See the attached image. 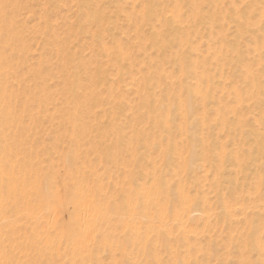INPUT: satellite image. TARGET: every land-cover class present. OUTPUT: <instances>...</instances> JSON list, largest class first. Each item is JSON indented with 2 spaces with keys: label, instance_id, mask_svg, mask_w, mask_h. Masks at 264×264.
I'll return each mask as SVG.
<instances>
[{
  "label": "rangeland",
  "instance_id": "rangeland-1",
  "mask_svg": "<svg viewBox=\"0 0 264 264\" xmlns=\"http://www.w3.org/2000/svg\"><path fill=\"white\" fill-rule=\"evenodd\" d=\"M12 1H14L15 3L13 2L14 3L13 4ZM173 1L175 0H170V1L165 0L164 1V4L167 2L164 6L166 8H169V11L170 9H172V5L170 4H173L171 3ZM218 1L219 0H217V3ZM260 1L261 0H258L257 2L258 5L256 4V6L253 7L255 9L259 7L258 8L259 11H261V9L262 10L264 9V0L261 1L262 3ZM139 2L140 0H11L12 4L10 8L12 11V15H13L12 17H13L14 24L16 22V24L14 25V28L17 31L18 38L20 37L19 39L21 42H19V44L16 46L15 51L13 52V62L15 61L14 62L15 66L13 67L14 71L12 70L11 76L9 77L7 81H9V84L11 85L12 83H14V87H15L14 90L16 92L25 93V96L29 99V103H30V106H29L30 114L33 115L34 117H38V123H35L34 119L31 117H23L22 121L17 120L15 118L14 123H20L21 128H24L23 129L24 132L21 133L20 135L18 134L16 136L15 142L9 144L10 147H12L13 145H16L17 150L14 152L15 155L14 153H11V154H8V156L10 155L13 156L14 161L15 160H20V161L25 160L24 162L26 164L31 163L34 171H36L37 173V179H38V181H36L37 187H38V190L40 189L43 190V192H41V194L43 195H41L40 193L37 194L35 192L37 187H35V191H34V186H33L34 183H32V180H30L29 184L26 186L27 195H25L24 198H31V202L32 200L38 201V198L44 199V200L41 199L39 203L32 202V203H35L34 209L37 208V210H35L37 220H33L31 222H26V220H21V221L18 220V222H15L14 221L15 217H11L10 221L13 222L11 224L14 225L15 227L14 229H17V233L19 236L17 241L13 243V246H12L15 250L13 252L14 254H16L15 255L16 257L15 256L14 257L19 259V261L16 259L17 262H23L24 258L26 260L27 257L33 256V254L29 250L24 249L25 248L24 244L19 245L22 242L26 241L24 239L25 226L29 224L31 225V227L35 226L36 230H38L37 231L38 234H40L39 236L40 237L42 236L41 238L39 237V239H41L40 241H43L46 243L48 242L46 247L48 248L49 252H47L46 257L41 261V262L44 261L43 264L45 263L46 264H53V263L54 264H69L70 260L71 261L74 260L78 263H83V264H116L115 261L117 260H114L113 258H111L110 255L106 253V251L102 248L95 250L94 253L93 252L88 253L83 250L79 252V254H77L76 256L75 254L74 256H71V252L73 250L72 246L74 245L73 244L74 242H69L70 240L68 241L67 239L64 240L65 237L59 238L57 235L59 230L63 229L60 226H62V224H64L65 226V224L68 223V221H70L68 217L69 215L65 209L63 208L60 209L61 207H57L58 204L55 203L57 201L56 199L79 198V193H78L79 191L72 184L76 182V180L78 181L80 180L82 183L81 186L83 187V190L81 192L85 194L84 198L90 197V195L92 194L93 195L96 194L98 195L97 198H99L101 202L103 200L105 201V199L107 201V198H111L110 200L113 199L115 202L119 203V201L122 198H125V195L128 193L130 189V186H129L130 181L128 179L129 177L126 178L127 174L124 172L133 171L134 172L133 178L135 179V181L137 180V182L140 179H144V178L146 181L148 180L151 181L150 179L152 178V176L145 177L146 174H143L144 172L154 173V171L156 172V169L158 171V169L160 170V169L166 168V166L162 162L163 155L161 154L162 152L160 153V151L162 150L161 147L158 148V147L150 146L148 148L146 146L145 149H142L143 148L142 147L140 149V153L141 154L143 153L144 157L146 158L148 155V158L147 159L145 158L146 162L145 160L143 162L142 161L139 162L137 161V159L138 157H140L139 150H138V148L140 147L137 146L136 142H134L135 145L133 146L132 145L134 144L133 141H131L132 143L130 142V144L127 145L129 141L128 142L126 141L127 144L126 142H124L125 144H122V145L120 144L117 148L114 149L116 150L115 152L113 151L115 155L112 153V156L113 155L114 156L113 157L111 156V160L114 159L115 161L112 160L114 163L112 164L110 168L109 167L105 168L106 166L100 162L98 154L93 149V140H94L93 138L98 136L97 135L98 132L93 130V127H96V128L101 127V128L106 129L108 125L114 126L116 124L121 123L122 124L121 127L123 131L125 130V133L127 132V136H129L132 132V128L143 129V127L145 128V124L148 122V120L146 121L147 118L145 117V111H143L145 110L143 108V103H142L143 100H141L143 99L141 96V93H143L141 92L143 91L142 89L143 86H140L142 84L140 81L141 77L139 74L141 69L142 71L145 70L143 61H146V60H140V58L136 57V60L134 62V59H133L135 58L134 54L136 53L135 52L136 47L139 44V41H137L136 39V33H138L140 30L135 29V26L132 25L129 22V19L127 18V14L130 15V17L135 16L134 15L135 13L133 11L139 10L138 8H140L139 5L141 4V3L139 4ZM219 3L222 5L219 6ZM219 3H218V6L220 9H218L215 12L218 13L219 11V12H222L223 14H226L224 13V11L227 10V12H229L228 16H232V13L234 10L233 7L235 6L241 8L242 10H247L248 9L247 6H249L248 1L246 0H243V1L242 0H220ZM233 3L234 4L236 3V4L234 5ZM179 4H180L179 5L180 14L183 17H177L176 20L183 21V22H179L183 24V28L180 29V32H182L185 35L188 33V30H189V26L186 27L188 23H187V19L185 18L186 16L190 15L188 14V12L190 13L191 7H189L190 5L187 2V0L181 1ZM204 4L202 5V7H204L203 11L207 12L208 14H211L214 11V8L212 9V7L209 6L208 4H206V6ZM162 5L163 4H161L160 7H162ZM133 6H135V9L132 8ZM221 6L223 9L221 8ZM225 7L227 8L226 10H225ZM166 8L164 10L167 13L168 10ZM158 10H160V8H158ZM258 10H256V12L252 14L247 13L248 15L246 14V16H249L250 18H252L251 21L254 22L258 20L257 18L258 15H256L260 13ZM169 13L170 12H168L167 15H169ZM92 14H93V21L92 19L90 20L87 19L88 16ZM96 14H99V17H102V16L104 17V22L102 24H98L97 19H94L95 18L94 15ZM226 19H227V22H226ZM223 20L222 19L220 20L222 22L221 24H219L220 21L217 22L218 24L216 23V25L214 26L215 28L213 29L214 30L216 29L217 31H219L221 28H223V30H220V32L226 34L230 42L233 41L232 45H235V47L238 46V48L237 47L236 48L242 51L241 53L243 55V58L245 59V61H247V64L249 63V65H251L250 69L252 73L254 74L256 73V76H258L259 74H261L262 70L264 71V69L261 68L257 62L253 61V58H252L253 54L250 51V49L252 48L251 46H255L254 45L255 41L253 40L254 38L252 39L249 35L247 36V34H244L243 36L245 37L244 39L241 36H240L241 38L237 37L238 35L235 33L236 32L235 28L237 26V23L234 22L235 24L234 23L232 24L234 20L232 19L230 20L229 17L225 18L224 20L225 22ZM109 22L114 23L115 26L112 24L109 27H107V24ZM103 26H104V29L106 28L105 30L103 29ZM179 28H180V25H179ZM146 29L147 28H144V33L148 32ZM214 30H212L211 35L207 34L208 31L203 32L201 30L199 34H194V36H192L193 39L191 38V41L195 40L193 43L195 44L198 43L197 47H200L198 48L200 49L199 52L201 53L203 52L202 53L203 55L204 54L206 55V50H205L206 48L204 47L205 45L203 46L202 44H200V42L203 40V37H205V39H212L213 37L211 36L213 35L217 36V31L215 30L216 34H214ZM230 30L232 31L231 34L230 32H228ZM207 35L210 36L211 38L208 37ZM230 35H232L233 37H231ZM257 35L259 34L257 33ZM216 36H214L215 38H213L211 41L213 44L216 43L218 45L219 44L218 42H213L214 40L215 41L217 40ZM260 36L262 37L261 34ZM255 38L258 41L261 39V41L259 42L260 44L262 43L263 46H260L258 42L259 44L258 46L260 47H257V48L260 50L261 54H264L263 53L264 52L263 37L257 38V36H255ZM96 39H99V40L97 41ZM118 43L120 44L121 50L124 54H126L127 56L131 55L130 59L132 60L131 61L132 63L130 62L128 58L127 59L128 64L126 63L127 61H124V63L122 62L118 66H115L110 60L108 61L107 58L105 60V53L102 51L103 49L102 46L105 45L106 47H114ZM249 43L251 44L250 45L251 48H249ZM246 47H248V50ZM261 47H263V49H260ZM10 52L11 51L9 50L8 53ZM68 57L70 58V60ZM263 60H264V57H263ZM136 61L139 63V65ZM129 63H131L134 66H131V64ZM165 64L161 69L166 68V71L165 69L163 70L165 71L166 75H169V77L171 78L170 81H172V83L174 82L175 84H177L178 83V80H177L178 73H176L177 72L175 70L176 67L174 66V64H172V62L171 63L166 62ZM117 67L119 68L120 71H118ZM226 70L227 71H225L224 69L223 71L225 75L223 74L222 81H224L223 83L226 84L225 88L226 89L229 88V90L227 91L225 89L224 90L225 94L221 96L219 93V90H216L214 89V87H212L213 89L211 88V93L215 94L216 96L215 95L214 96L216 98L219 97L218 99H216L215 97L214 98L221 105H224L225 102L226 103L230 102L229 104L230 106L228 104H227L228 106L226 105V109L230 110V111L226 110L227 112L226 116L231 121L240 116V118L243 119V122H241V125L244 127L243 128L244 132L253 131V130L254 131L257 130L256 132H261L263 129V124H260V123L258 124V121H259L258 116L260 113L259 111L260 109L259 108L257 109L258 104L254 105V103H252L253 102L252 97H254L253 96L254 94L252 93L253 91L250 88L252 83L249 82V79L245 80L246 78L244 77L246 76H244L245 74L240 66L230 68V69L228 68ZM218 72L219 71L215 73L216 77L218 75L220 76V73ZM97 75L98 76L101 75V78H103L101 83L95 82L98 77ZM121 75H123V77ZM262 75H264V73H262ZM259 76H260L259 82L264 83V76H261V75ZM11 77L12 78L14 77L12 82H11L12 80ZM225 77H226V80H225ZM136 78L138 79L137 81H136ZM220 79H217V80L220 81ZM262 79L263 81H261ZM245 81H248L249 84L246 83ZM108 82L110 83V86ZM244 82L248 85L246 86ZM15 85H17V87ZM68 86H72L71 88L74 89L75 93L78 96L82 97V99H84L87 103L85 104V106L83 105V108L80 110L81 116L85 117L86 119L88 118L87 121L89 123V127H88L89 130L86 131L88 132V134L85 133L84 137H82L83 139L81 137H72L71 135L73 132V125H71L70 119L68 116H66V114L69 111L71 112L72 110L71 107H73L72 106L73 98L71 100L72 96L69 93L70 87ZM155 86H156V83L154 87ZM108 87L111 88L112 91ZM160 87H162V85ZM171 87L174 88L175 85L173 86L171 85ZM246 87L247 88L249 87L248 91L250 93L249 92L246 93L247 92ZM232 88L233 89L237 88L238 90H240V92L242 91L241 89H245L243 91V94L240 93V95L242 94L243 99H244L242 101V97H240L241 98L240 102L241 103L245 102V105L242 104L244 106L242 107V109L246 108L249 105L246 110L244 109L245 113L244 111L242 112L240 111L241 112L240 113L239 109L237 110L235 108L236 107L235 105L232 106L233 97L231 95L226 94L227 92L230 93L232 91L231 90ZM108 89L111 91L112 95L111 93H109L110 91ZM125 89H127L126 92H125ZM157 89L158 88H156L155 91L159 90ZM103 90L108 91L106 92V94H110L112 97L111 99H114L117 97L115 100L119 98V101L112 100L110 104H108V101L106 100V98L105 100L107 103L105 102L104 99L103 101L102 98L105 96L107 97V95L102 94V93H105ZM116 92H118L119 94H117ZM34 94H37L35 95V97L39 95H43L42 98L44 102L41 100L40 102H42V104H40L38 99H36L37 97L33 99ZM249 95L250 96L252 95V97H250ZM220 98L221 99L223 98L222 101L223 100L224 101L222 102ZM46 99L47 101H45ZM228 99H231V100H228ZM246 100L250 101L251 103L246 102ZM113 102L115 103L119 102L116 104H118V107L121 106L122 108L121 110L122 113H120L119 111L121 115V117H118L119 120H117L118 119L117 116H120L118 115L119 113L117 115L114 114V116H116L117 118L114 120L115 117L112 114L113 113L112 110L117 112L118 108H116L117 106L115 107L116 105L115 103H114L115 105H113ZM197 104H195V108L197 109L195 116L197 118L205 117L208 122L206 125L207 128L199 127L198 132L200 134H203V137H205L209 133L205 139H209L210 137V139L213 138L212 140L214 143L217 144V141H219L221 144H224L223 147L225 149L226 155L229 157L231 156V154L232 155H235V153L238 154L240 159L244 160L243 163L247 167L244 170L239 171L240 168L238 167L236 162L234 161L232 162L229 159H225L223 168L220 169L218 166L219 171H217L218 168L215 167V165L217 164L215 161L210 160V159L208 160L207 158L203 157L204 155L201 156L200 154H198L196 157H193V160H192L193 167L192 168L190 167V169L187 171H183L182 169H179L178 171L177 169L176 172H180L181 174L177 173L178 175L177 177H173V176L167 177V180H168L167 188H169L170 190L169 191V195L171 196L170 198H176L174 194L175 189H176V186H175L176 180L180 179L182 181V182L180 181L182 190L192 200V202L198 203L196 205L197 207H192L190 210L187 208L188 210L185 211L186 213L185 212L181 214L179 213V217L177 221V222L181 221L179 222V224L176 222V220L174 222V219H172L173 217H170L173 214H169L170 216L169 218H167V220L166 218L164 219L166 221V224L164 220H161L160 221L161 223H159L157 221L160 219L153 216L151 212L149 213V216H148L149 218L146 220L138 219L139 222H137L138 220L137 221L134 220L135 223H137L135 226L138 227V229H140L139 227H141L142 224H143V228H144V225L147 223L152 224V226L154 225L153 233L151 231L150 233L148 232L147 238L149 239V242H152L150 243L152 244L151 247H153L155 251V255L158 254L156 257L159 260V262H161L162 264H171V262L169 263L168 261H171L174 257H177L178 259H182L180 261H183L184 264H202V263L203 264H264V261H262V259H264V185H263L264 184V149L263 150L258 149L259 151L255 150L257 148V146L255 147L257 142L255 143V139L251 135L243 134L242 136L240 134L231 132L232 134L230 136L229 133L225 134V132H221V131L219 132L217 128V123H219L217 122L218 118H215L218 111L216 110V108L212 111V109L216 105L213 106V103H212L207 106L206 110H203V109H200V105L199 104L197 105ZM19 105L20 106L17 107L16 109H20L22 107L21 104ZM109 105L111 107L114 106L115 108L114 107L113 108L116 110L114 109L111 110V107ZM231 107L236 109L235 110L236 115L231 114V113H234V112H231L233 111ZM87 108H89L88 111L85 110ZM237 108H239V106ZM102 111L103 113H101ZM104 111H107L113 119L108 114L104 113ZM237 111L239 112L238 115H237ZM214 112L216 113V115ZM206 114H208V116ZM241 116L242 117L244 116V117L242 118ZM216 117H218V115ZM113 121H116V124H114ZM130 127L132 128L128 130V128ZM148 131L150 135H149V138H147V141L151 137V139L149 140V142H151L152 137L154 139L156 137L157 132L155 130H152L153 132L152 131L151 132L152 134H154L152 135L150 130ZM7 133H8V136L12 137L11 134L13 135L14 132L8 131ZM235 134L238 137V139L235 136ZM176 136L174 137L176 138L175 139L176 141L174 139L173 140L179 143L182 137L180 138L179 135H176ZM106 138H108L109 141H114L115 139L114 136L112 137L111 133L110 135L108 134ZM219 142L218 144H220ZM147 144L150 145L148 142ZM130 145L134 147L133 149L135 150V154H138V157L134 156V159L133 157H131L133 155L130 156L131 153L129 151L131 150L130 149L131 147L130 148L128 147ZM77 146L79 149L77 148ZM119 147L120 149H118ZM183 147L184 145L181 146L182 149L176 148L177 153L175 154L177 156L178 152L180 151L179 155L182 154V156L180 155L178 157L187 158L188 156L187 148L186 147L183 148ZM146 148H148L147 151H146ZM196 150L198 153H200L201 147L199 144H196ZM68 151H72L74 153L75 162L78 166V171H79V174L77 175L76 174L73 175V173L71 174V170L69 169L70 170L69 171L68 167L67 168L65 167L66 166L65 165V154ZM241 153L243 156L241 155ZM149 158H151V162L149 161ZM131 159L133 160L131 161ZM26 160L28 161L26 162ZM154 163H155V167H154L155 169L152 167ZM158 163L159 165H157ZM141 164H143L144 166ZM142 167L146 169L145 170L143 168L144 172L142 170ZM215 168L217 169L215 170ZM13 171L15 172L17 171V169H14ZM94 173L96 176L94 175ZM140 174L144 177H142ZM94 176L96 178H94ZM123 177H125V179ZM139 177L141 178L139 179ZM48 178H52V180ZM216 179H219L218 184L214 183ZM145 180H142V182ZM139 182L141 183V180ZM43 183H45L44 187H43ZM256 185H258L259 187H257ZM90 190L93 191V193ZM94 190L96 193L94 192ZM133 197L135 198L134 194H133ZM10 198H12V196ZM134 198L133 200H135ZM54 199L56 201H54ZM218 199L221 200L220 204H219ZM134 202L135 201H133V203ZM175 202L176 200L174 201V203L171 201V207L173 204H176ZM201 207H203L204 209H201ZM202 210L203 211L205 210V213L204 214L201 213L202 215L201 216L200 212H203ZM136 211H138V208ZM188 211L191 214L188 213ZM82 212H83L82 210L79 211V213H82ZM187 213H188V216L190 217L186 216ZM83 215L81 214L80 216H83ZM182 215H185L186 217L184 216L183 218ZM155 218L158 220H156ZM179 218L181 220H179ZM112 220H116V219L113 218ZM128 220L131 221L129 217H126V219H124L125 222ZM163 221L167 227L163 226ZM143 222H145V224ZM6 224L7 225H4L1 229L2 239L6 238L5 234L11 228V226H9L8 223ZM138 224L139 226H137ZM156 225L157 227L161 225L160 227L164 228L162 230H166V231L169 230L167 232L165 231L164 233L165 236L164 235H162V237L160 236L161 237L160 239L158 238L159 237L158 235L155 236L156 234H158L159 229H160L159 227L157 228ZM38 226L41 228H39ZM174 227L177 230H174L175 229ZM183 227H185L186 229H184ZM98 228L94 234L96 238L99 237L98 241L97 239L95 241L97 242V244L101 240L100 238H101V235L104 233L103 231L107 230V226H105V224L99 225ZM142 230L144 229L141 228L139 232H141ZM170 231L173 235L170 233ZM167 234L169 235L168 237L166 236ZM112 236L113 238H115V243L116 241H118L119 238L120 239L123 238V235L120 229H118L116 232L114 230ZM182 236H184L185 240L187 239V241L182 240L184 239V237ZM89 237H90V234H87L86 241L89 239L88 242L90 243L91 240ZM149 237L150 238L152 237L151 239H153V241ZM164 238H166L168 246L166 243L164 244V241H163L165 240ZM255 238L258 241L255 240ZM158 239H159V243H158ZM169 239H170V242H169ZM181 240L182 242L184 241L187 243H184V242L182 243ZM88 242H87V245H89V247H91L92 245L94 246L95 244L93 240H92L93 243L89 244ZM171 245H173V248H171L172 247ZM69 248H72V249H69ZM79 249H82V248H79ZM115 249H116L115 252L120 256V253L119 251H117L116 247ZM130 249L131 248L129 247V250ZM118 255L116 256L117 257L116 259L119 258ZM170 255L172 256L170 257ZM132 258H134V261L136 262H138L139 259H143V257L142 258L136 257L135 254L134 256H132ZM33 260H36L35 256L33 257Z\"/></svg>",
  "mask_w": 264,
  "mask_h": 264
},
{
  "label": "bare ground",
  "instance_id": "bare-ground-1",
  "mask_svg": "<svg viewBox=\"0 0 264 264\" xmlns=\"http://www.w3.org/2000/svg\"><path fill=\"white\" fill-rule=\"evenodd\" d=\"M164 1L165 0H140L139 4L140 3L141 4L139 5L140 6V8H138L139 10L133 11L135 13L134 14L135 16L130 17V15L127 14V18L129 19V22L135 26V29L140 30L138 33H136V39H137V41H139V44L137 45L136 51H135L136 53L134 54V56H135V58H133L134 62L136 60V57L140 58V60H146V61H143V64L145 66L144 69L146 70V72L144 69H143L144 71H142V69H141L140 73H139L140 77H141L140 81L142 84L140 86H143V88H142L143 91H141L143 93H141V92H139V93H141V96L143 98V99H141V100H143V102H142L143 108L145 109L143 111H145V117L147 118L146 121L148 120V122L146 123V121H145L146 124H145V128L143 127V129H140V128L135 129L132 127L128 128V130H130L132 128V132L129 136H127V132L125 133V130L123 131V129L121 127L122 124L121 123L116 124V121H113L114 124H116V125H114V126L108 125L106 127V129L101 128V127H97V128L93 127V130L98 132L97 133L98 136L93 138L94 139L93 140V149L98 154L100 162L106 166L105 168H108V167L110 168L112 166V164L114 163L112 161L114 159L111 160V156H112L113 151L114 152L116 151L114 149L117 148L120 144L121 145L125 144L124 142H126V141L127 142L129 141L128 144L126 142L127 145H129L130 142L133 141V143L136 142L137 146L140 147V148H138L140 157H138V154H135V150L133 149L134 147H132V145L134 146L135 143L128 146L129 148L131 147L130 148L131 150L129 149L130 150L129 152L131 153L130 156L133 155V156H131V157H133V159H134V156L138 157L137 161H139V162H141V161L143 162L146 158V157H144L143 153L142 154L140 153V149L142 147H143L142 149H145L146 146L148 148L150 146L158 147V148L161 147L162 150L160 151V153L162 152L161 154L163 155L162 156V159H163L162 162L166 166V168H163L164 167L163 166L162 167L163 169H160V170L158 169V171L156 169V172L154 171V173H148V172L145 173L144 172L145 168L142 167V170L144 172L143 174H146L145 177H149V176L151 177L152 176V178L150 179L151 181H149V180L146 181L145 178L140 179L141 177H139V179L141 180V183L139 182L140 180L138 181L139 184H138L137 180L135 181V179L133 178V176H134L133 171L124 172L127 174L126 178L129 177L128 179L130 181V185H129L130 189H129L128 193L126 192L127 194L125 195V198H122L120 201L118 200L119 203L115 202L113 199H112L113 201L110 200L111 198H107V201L105 199V201L103 200L104 202L103 201L101 202L100 199L97 198L98 195H96V194H94V195L89 194L90 197L84 198L85 194L83 192H81L83 190V187L81 186L82 185L81 181L79 180L80 181L79 182L78 180H76V182H74V183L72 182L73 183L72 185H74L79 191L78 192L79 198H67V199L60 198V199H56L57 201L54 199V201H56L55 203L58 204V206L57 205H55V206L61 207L60 209H62V208L65 209L69 215L68 217H69L70 221H68V223H66L65 226H64V224H62V226H60L63 229H60L59 232L57 233V235L59 238L65 237L64 240L67 239L68 241L70 240L69 242H74L73 243L74 247L72 246L73 250L71 252V256H74V254L76 256L77 254H79V252H81L83 250L85 252H88V253H92V252L94 253L95 250L102 248L106 251V253H108L110 255L111 258H113L114 260H117V261H115L116 264H162L161 262H159V260L156 257L158 254L155 255V251H154L153 247H151L152 244H150V243H152V242H149V239L147 238L148 232L150 233V231H151L153 233V231H154L153 226L154 225L152 226V224H149V223L145 224V222H143L145 224L144 228H143V224L141 227H139L140 229L141 228L144 229L141 231L142 232L141 233V232H139L140 229H138V227L135 226L137 223H135L134 220H136V221L138 219L139 220H146L149 218L148 217L149 213L152 212L153 216L160 219V220H158L155 218L156 220H158L157 222H159V223H161L160 221L164 220L165 218L167 220V218H169V216H170L169 214H173L170 217H173L172 219H174V222H175V220L177 222L178 217H179V213L181 214L188 209L190 210L192 207H197L196 205L198 204L197 202H195V203L192 202V200L184 193V191L182 190V187H181L182 181L180 179L176 180V185H175L176 189L174 192L176 198H170L171 197L169 195L170 190H169V188H167V181H168L167 177L168 176L169 177H171V176L177 177L178 176L177 173L181 174L180 172H176L177 169H178V171H179V169H182L183 171H187L190 169V167L192 168L193 167V165H192L193 164V162H192L193 157H196L198 154H200L201 156L204 155L203 157L207 158L208 160L210 159V160L215 161L217 163L215 165V167L218 168V166H219L220 169L223 168V164H224L225 159H229L232 162L233 161L236 162L238 167L240 168L239 171H242L247 167L243 163L244 160L240 159L238 154H236V153H235V155L231 154V156L228 157L226 155L225 149L223 147L224 144H221L219 141H217V144H216L213 142V140H212L213 138L210 139V137H209V139H205L207 137V135L209 134L208 132H207L208 134L205 137H203V134H200L198 132L199 127L207 128L206 125L208 122H207V119L205 117L197 118L195 116L196 110H197L195 108V104L198 103L200 105V109H203V110H206L207 106L212 104V103H213V106L214 105L218 106V107L214 106L212 111L215 108L218 111V113H217L218 117H216L217 115L215 112L214 113L216 115L215 118H218L217 122H219V123H217V128H218L219 132L220 131L225 132V134L229 133L230 136L232 134L231 132H234L236 134H240L242 136H243V134L251 135L255 139V143L257 142V144L255 145V147L257 146V148L255 150H258V149L263 150L264 149V86H263L264 83L259 82V78H260L259 75L264 76V75H262V73H264V71L263 70H262V72L260 71L261 74H259L258 76H256V73L255 74L252 73V71L250 69L251 65H249V63L247 64V61H245V59L243 58V55L241 53L242 51L237 49L238 46H236L237 47L236 48L235 45H232L233 41L230 42V40H229V38H227L226 34L220 32V30H223V28H221L219 31H217L215 29L217 31V36L216 35L211 36L213 38H215L214 36L217 37L216 38L217 40L216 41L214 40L213 42H218L219 43L218 45L216 43L215 44L212 43L211 40L213 38L212 39H205V37H203V40L200 42V44H202L203 46L205 45L204 46L206 48V49L204 48L206 50V55L204 54L205 56L202 54L203 52L202 53L199 52L200 49H198V48H200V47H197L198 43L197 44L193 43L195 40L191 41V38L193 39L192 36H194V34H199L201 30L203 32L208 31L207 34L211 35L212 30H214L213 28H215L214 26L216 25V23L219 22L221 19L223 20L224 17L225 18L229 17L230 20L231 19L234 20L232 22V24L234 22L237 23V26L235 28V30H236L235 33L238 35L237 37H240V36L243 37L244 34H247V36L249 35L252 39L254 38L253 40L255 42L254 41L253 42L255 43L254 44L255 46H251L252 47L251 48L250 47L251 44L249 43V48L252 49V50L250 49V51L253 54L252 55L253 57L252 56L251 57L253 58V61L257 62L259 64V66L264 69V60H263L264 54H261L260 50L257 48V47H260L263 45H262V43L260 44V42H259V41H261V39L258 41L255 38V36H257V38L263 37V39H264V9L263 10L261 9V11H259L258 10L259 7L258 8L256 7L257 9L253 8L256 6L258 0H246L249 3V6H247L248 7L247 10H242L241 8L236 7V6L233 7L234 10H233L232 16H228L229 12H227L226 7H225L226 11H224V13H226V14H223L222 12H219V11H218V13L215 12L218 9H220L219 6L222 5L219 3L220 0L218 1L219 6L217 3V0H187V2L190 5V6L189 5L188 6L191 8H190V13L188 12V14H190V15L186 16V18H185V19H187V23H188L186 25V27L189 26L188 33L185 35L182 32H180V29L183 28V24L179 23V22H183V21L182 20H179V21L176 20L177 17H183L180 14V10H179L180 4L179 3L181 1H185V0H175V1L171 2L173 4H170V5H172V9H170V11H169V8H166L164 6L167 3L166 2L164 4ZM167 1H170V0H167ZM13 2L14 1H12V3ZM12 3H11V0H0V264H43L44 261L43 262H41V261L46 257L47 252H49L48 248L46 247L48 242L46 243V242L40 241L41 240V239H39L40 234H38V232H37L38 230H36L35 226L31 227V225L25 224L26 226H25V237H24V239L26 241L19 244V245L24 244L25 245L24 249L29 250L33 254L32 257H27L26 260L24 258L23 262H17L16 261L17 258H15L16 254H14V252H13L15 250L12 247L13 243H15L17 241L19 236L17 233V229H14L15 228L14 225L11 224V223H13L12 221H10L11 217H15V219H14L15 222H18V220H20V221L26 220V222H31L33 220H37L36 213H35V210H37V208L34 209L35 203H32V202H38L39 203V201L41 199H43V198H38V201L32 200V202H31V198H24V196L27 195V193H26L27 187L26 186L29 184L30 180H32V183H34L33 186H34V191H35V187H37L36 181H38L37 173H36V171H34L31 163L26 164L24 162L25 160H22V159H21L22 161H20V160L14 161L13 156H11V155L8 156V154L14 153L17 150L16 145H13L12 147H10L9 144L15 142L16 136L18 134L20 135L21 133L24 132V130H23L24 128H21L20 123H14L15 118L17 120L22 121L23 117H31L34 119L35 123H38V117H34L33 115L30 114V107H29L30 103H29V99L25 96V93L16 92L14 90V88H15L14 83H12V85H11V84H9V81H7L9 79V77L11 76L13 67L15 66L14 65L15 61L13 62V52L15 51L16 46L19 44V42H21L19 39L20 37L18 38V33L14 28V25L16 24V22L14 24L13 17H12L13 15H12V11L10 8ZM168 3H170V2H168ZM204 3L211 6L212 9L214 8V11L211 14H208L207 12L203 11L204 7H202V5ZM161 4H163L162 5L163 8L160 7ZM206 4H204V5L206 6ZM167 6H168V4H167ZM164 7L168 10V12H170L169 15H167L168 12L166 13V11L164 10L165 9ZM122 8H124V7H122ZM132 8L135 9V6H133ZM158 8H160V10H158ZM221 8H222V6H221ZM256 10H258L260 13L256 14V15H258V17L256 16L258 18V20L253 22V21H251L252 18H250L249 16H246V14L247 13L252 14V13L256 12ZM94 17H95L94 19H97L98 24H102L104 22L103 16L99 17V14H96V15H94ZM225 18H224V20H225ZM87 19H89V20L92 19V21H93V14L89 15ZM226 22H227V19H226ZM221 23L222 22L220 21L219 24H221ZM112 24L115 26L114 23L109 22L107 24V27H109ZM179 25H180V28H179ZM105 26H106V24H105ZM144 28H147L146 29L148 31L147 33H144ZM103 29H104V26H103ZM215 30H214V34H216ZM228 32H230V34H231L232 31L230 30ZM257 33L259 35H257ZM236 34H235V36H236ZM260 34L262 35V37L260 36ZM230 36L233 37L232 35H230ZM208 37H210V36H208ZM228 37H229V35H228ZM244 38L245 37H243V39ZM263 39H262V41H263ZM96 40L98 41L99 39H96ZM237 42H238V40H237ZM258 42H259L260 46H258L259 45ZM102 48H103L102 51L105 53V60L107 58L108 61L110 60L115 66H118L122 62L124 63V61H127L128 58H129L130 62L132 61L130 59L131 55L127 56L126 54H124L122 52L119 43L117 45H115L114 47H106L104 45V46H102ZM246 48L248 50V47H246ZM260 49H263V47H261ZM9 50L11 51L10 53H8ZM99 52H100V50H99ZM245 58H247V57H245ZM69 60H70V58H69ZM137 61H139V60H137ZM111 62H110V64H111ZM166 62L167 63L172 62V64H174V66L176 67L175 70L177 71L176 73H178L177 74L178 75V78H177L178 83L177 84H175L174 82L172 83V81H170L171 78L169 77V75H166V73H165L166 68H163V69H165V71L163 69H161ZM126 63L128 64V61ZM131 63H129V64H131ZM251 63H253V62H251ZM254 64H256V63H254ZM138 65H139V63H138ZM165 65H167V64H165ZM131 66H134V65L131 64ZM237 66H240L241 69L243 70V72L245 74L244 76H246V77L243 76L244 78H246L245 80L249 79V82L252 83L250 88L253 91L252 93L254 94L253 95L254 97H252V95L251 96L249 95V96L253 98L252 103H254V105L258 104L257 109L258 108L260 109L259 110L260 111L259 116L258 115L257 116L259 119L258 124L259 123L263 124V129L261 132H256L257 130L244 132L243 131L244 127L241 125V122H243V119H241L240 116L235 118L232 121L229 120L226 116L227 115L226 110H228V109H226V105L227 104L229 105L230 102L229 103L225 102L224 105H221L219 102H217L215 100L216 95L211 93V88L214 87V89L219 90V93L221 96H223L225 94L224 90L226 89L225 88L226 84L223 83L224 81H222V76L224 74L223 71H224V69H225V71H227L226 69L234 68ZM118 71H120L119 68H118ZM217 71H219L218 73H220V76L219 75L217 76L218 78L215 76L216 75L215 73H217ZM254 72H255V70H254ZM119 74H121V73H119ZM228 74H229V72H228ZM121 76L123 77V75H121ZM13 79H14V77L12 78L11 82L13 81ZM102 79L103 78H101V75H99L95 82L101 83ZM217 79H220V81ZM137 80L138 79L136 78V81ZM225 80H226V77H225ZM261 81H263V79ZM154 82L156 83L155 87L159 89V90L157 89L158 91H155L156 88L154 87V85H155ZM245 82L249 84L248 81H245ZM248 84H246V86ZM161 85H162V87H160ZM171 85L172 86L175 85V87L172 88ZM15 86L17 87V85H15ZM96 86H98V85H96ZM109 86H110V83H109ZM112 86H114V85H112ZM112 86H111V88H112ZM240 86H242V85H240ZM68 87H70L69 93L72 96L71 100L73 98V103H72L73 107H71L72 110L70 109L71 112L69 111L66 114V116H68L70 119L71 125H73V132L71 135H72V137H81L82 138V137H84L85 133L88 134V132H86V131L89 130V128H88L89 123L87 121L88 118L86 119L85 117L81 116L80 110L83 108V105L85 106V104H87V103L84 99H82V97L78 96L75 93L74 89L71 88L72 86H68ZM111 88H109V89L111 90ZM237 88H238V86H237ZM237 88L236 89L232 88L231 89L232 91L230 93L227 92L226 94L231 95L233 97L232 98V102H233L232 106L235 105L236 106L235 108L237 110L239 109V112L240 111L242 112V111H244V109L246 110L249 105L247 107L245 106L246 108L242 109V107H244L242 104L245 105V102L241 103L240 97H242V101H243L244 99H243L242 94H243V91L245 89H241L242 91L240 92V90H238ZM248 88L246 89L247 92L245 91L246 93L249 92ZM126 90L127 89H125V92H126ZM226 90L228 91L229 88ZM103 91L105 93H102V94L107 95V97L106 96L103 97L102 100L103 99L105 100V98H106V100L108 101V104H110L112 102V100H115L117 98L116 97L114 99H111L112 98L111 97V95H112L111 91L112 90L109 92V93H111V95L106 94V92H108V91H105V90H103ZM116 93L119 94L120 91H119V93L118 92H116ZM240 93H242V94L240 95ZM35 95H37V94H34L33 99H35L37 97L36 99H38L39 102L41 100L43 101V98H42L43 95H39L36 97H35ZM83 95H81V96H83ZM94 96H96V95H94ZM218 98H216V99H218ZM227 98H228V96H227ZM229 98H231V97H229ZM30 99H32V98H30ZM222 99H221V101H222ZM106 100H105V102H106ZM117 100L119 101V98ZM117 100H115V101H117ZM228 100H231V99H228ZM250 100H252V99H250ZM45 101H47V99ZM246 102H250V101L246 100ZM114 103L115 102H113V105H115L116 103H119V102H116L115 104ZM19 104H21L22 107L20 109H16L17 107L20 106ZM40 104H42V102H40ZM86 106H88V105H86ZM238 106H239V108H237ZM113 107H111V110L114 109L115 107L118 108L117 112L112 110L113 116H114V114L117 115L119 113V111H120V113H122L121 112V110H122L121 106L118 107V104H116L115 107L114 108ZM122 107H124V106H122ZM88 109L89 108H87L85 110L88 111ZM232 109H233V111H231V112H234V113H231V114L234 115L236 109H234V108H232ZM240 109H242V110H240ZM90 110H91V108H90ZM114 110H116V109H114ZM123 110H124V108H123ZM228 111H230V110H228ZM239 112L237 111V115ZM101 113H103V111ZM104 113L109 115V113L107 111H104ZM120 113L118 115H120ZM244 113H245V111H244ZM206 115L208 116V114H206ZM242 115H244V114H242ZM110 117H108V118H110ZM114 117H115L114 118V120H115L118 117H121V115L117 116V118H116V116H114ZM117 120H119V118ZM143 120H144V118H143ZM176 121L177 122L179 121V122L177 123ZM208 121H209V119H208ZM245 121H246V119H245ZM127 126H126V128H127ZM137 128H138V126H137ZM148 130H150V132L152 130H155L157 132L156 137L154 136L155 137L154 139L152 137L151 142H149L151 137L147 141V138H149V135H150ZM237 130H239L240 132ZM8 131L14 132L13 135L11 134L12 137L8 136V133H7ZM236 131L239 133H237ZM152 132H151V134H152ZM110 133L112 134V137L114 136V138H115L114 141H109V139L106 138L108 136V134L110 135ZM204 133H206V132H204ZM236 134H235V136H236ZM152 135H154V134H152ZM176 135H179L180 138L182 137V139L180 140L179 143L175 142L176 138H174V137ZM233 135H232V137H233ZM176 137H178V136H176ZM145 138H146V140H145ZM107 139H108V141H107ZM237 139H238V137H237ZM147 142L150 145H148ZM215 142H216V140H215ZM218 142L220 144H218ZM77 144H78V142H77ZM178 144L180 145V147ZM196 144H199L201 147L200 153H198L196 150ZM182 145H184V147L187 148V151H188L187 158H185L184 156H183L184 158L178 157L180 155L182 156V154L179 155L180 151L178 152L177 156L175 154V153H177L176 148L179 147L178 149H180ZM243 146H245V145H243ZM77 148H78V146H77ZM148 148H146V151ZM118 149H120V147ZM14 155H15V153H14ZM241 155H242V153H241ZM131 157H129V158H131ZM147 158H148V155H147ZM133 159H131V161ZM27 161L28 160H26V162ZM149 161L151 162V158H149ZM201 161H202V159H201ZM135 162H136V160H135ZM145 162H146V160H145ZM174 163H175V165L176 164L177 165L175 166ZM65 165H66L65 166L66 168L68 167V170L69 169L71 170V174L72 173H73V175L79 174L78 166L75 162L74 153L72 151H68L65 154ZM141 165H143V164H141ZM141 165H140V167H141ZM153 165H152V167L154 168L155 163ZM157 165H159V163ZM146 168H147V166H146ZM217 168H215V170ZM219 168L217 169V171H219ZM14 169H17V171L14 172L13 171ZM73 175H71V176H73ZM94 175H95V173H94ZM95 176H94V178H96ZM142 177H144V176H142ZM123 178L125 179V177H123ZM48 179L52 180V178H48ZM142 180H145V181L142 182ZM94 181H96V180H94ZM174 181H175V179H174ZM214 183L218 184L219 179H216ZM44 185H45V183H43V187H44ZM184 185H182V186H184ZM256 186L259 187L258 185H256ZM35 192L37 194L38 193L41 194V192H43V190H41V189L38 190V187H37ZM91 192L93 193V191H91ZM94 192H95V190H94ZM133 194H134L135 198L133 197ZM41 195H43V194H41ZM131 195L135 200H133ZM11 196H12V198H10ZM175 200H176V202H175L176 204H173ZM133 201H135V202L133 203ZM171 201L173 202L172 204L174 205V206L172 205V207H171ZM218 201L220 204L221 200L218 199ZM41 203H42V201H41ZM202 206H203V204H202ZM224 207H225V205H224ZM137 208H138V211H136ZM171 209H172V211H171ZM201 209H204V208L201 207ZM80 210H82L83 212L79 213ZM37 213H38V211H37ZM83 213H84V215H83ZM188 213H190V212L188 211ZM188 213L186 214V216L190 217V216H188ZM201 213L204 214L205 210L203 212H200V215H201ZM81 214L83 216H80ZM112 216H114V217H112ZM184 216L185 215H182L183 218H184ZM126 217H129V219L131 221L128 220L125 222L124 219H126ZM113 218H115L116 220H112ZM180 218H179V220H181ZM139 220L137 222H139ZM164 221H163V226H166L165 225L166 221H165V224H164ZM184 221H185V219H184ZM147 222H148V220H147ZM179 222H181V221H179ZM179 222H177V223L179 224ZM6 223H8L9 226H11V228L9 231H7V232L5 231L6 232V234H5L6 238L2 239L1 238V229L4 225H7ZM102 223H104L105 226H107V230L104 229L105 231H103L104 233L102 232L103 234L101 235V238H100L101 240L97 244V242H95V241H96V239L98 241L99 237L96 238V236L94 234H95V231L97 230L99 225H104ZM153 224H155V223H153ZM182 224H183V222H182ZM137 226H139V224ZM160 226H158L160 228L158 234L155 235V236L158 235L159 239L162 237V235L165 236L164 233L166 231V230H162L164 228H161ZM156 227H157V225H156ZM170 227H172V226H170ZM39 228H41V227H39ZM100 228H98V229H100ZM183 228L186 229L185 227H183ZM118 229H120V231L123 235V238L122 239L119 238L121 241L117 238L118 241H116V243H115V238H113L112 235H113V231L115 230V232H116ZM11 230H12V232H11ZM174 230H177V229L175 228ZM167 231H169V230H167ZM170 233H171V231H170ZM87 234H90V237H89L91 240L90 243L95 242L96 245L94 244V246L92 245L91 247H89V245H87V242L89 240L88 239L86 241V235ZM182 234H183V232H182ZM166 236L168 237L169 235L167 234ZM182 237H184V236H182ZM159 239H158V243H159ZM164 239L165 240L162 239L164 241V244L166 243L168 246L166 238H164ZM170 239H169V242H170ZM189 239H191V238H189ZM92 240H93V242H92ZM151 240L153 241V239H151ZM182 240L187 241V239L185 240V237ZM182 240H181V242H182ZM255 240H257V239L255 238ZM45 241H46V239H45ZM184 243H187V242H184ZM191 244H193V243H191ZM71 245H72V243H71ZM257 245H259V244H257ZM171 246H172L171 248H173V245H171ZM184 246H186V245H184ZM115 247L117 248V251H119L120 256L115 252V250H116ZM129 247L131 248L130 250H129ZM72 248H69V249H72ZM79 248H82V249H79ZM257 248H258V246H257ZM186 250H188V249H186ZM181 251H182V249H181ZM176 252H177V250H176ZM156 253H157V251H156ZM116 254L119 257L118 259H116L117 258ZM134 254L136 255V257H139V258L143 257L144 260L139 259L138 262L134 261V258H132V256H134ZM212 254H214V253H212ZM34 256L36 257V260H33ZM171 256L172 255H170V257ZM49 258H51V257H49ZM159 258H160V256H159ZM17 260L19 261V259H17ZM37 260H39V261H37ZM180 260H182V259H178L177 257H174L171 261H168V262L169 263L171 262V264H184L183 261H180ZM262 261H264V259H262ZM94 263H95V261H94ZM69 264H83V263H78L74 260H72V261L70 260Z\"/></svg>",
  "mask_w": 264,
  "mask_h": 264
}]
</instances>
